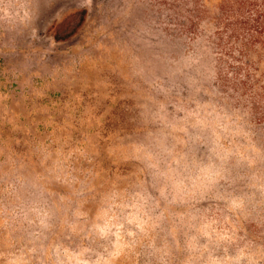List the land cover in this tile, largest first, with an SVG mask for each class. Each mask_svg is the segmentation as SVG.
Wrapping results in <instances>:
<instances>
[{"label":"clouds","instance_id":"obj_1","mask_svg":"<svg viewBox=\"0 0 264 264\" xmlns=\"http://www.w3.org/2000/svg\"><path fill=\"white\" fill-rule=\"evenodd\" d=\"M109 26L102 9L96 31ZM149 35L129 18L110 43L26 63L20 98L0 95V264H264V137L205 87L198 59L155 44L129 73L124 53ZM86 63L128 81V130L83 105ZM61 89L63 102L41 103Z\"/></svg>","mask_w":264,"mask_h":264},{"label":"rangeland","instance_id":"obj_2","mask_svg":"<svg viewBox=\"0 0 264 264\" xmlns=\"http://www.w3.org/2000/svg\"><path fill=\"white\" fill-rule=\"evenodd\" d=\"M102 9L107 10L110 26L107 31L98 33L96 29ZM181 15L179 10L169 8L163 0H0V95L20 98L21 85L27 73H16L26 63L39 60L47 65L60 64L69 52L86 50L95 43H110L111 38L125 28L129 18L139 17L151 35L124 53L129 73L135 67V58L143 62L155 44L162 43L172 52L174 59H198L204 65L205 87L233 101L234 107L247 111L252 131L257 137H264V125L256 124L249 108L235 103L231 95L219 86L211 26L205 21L197 34H189L180 26ZM82 71L94 82L82 93L83 105L92 107L97 116L103 117L106 131L128 130L136 109L135 94L128 81L115 74H97L87 63ZM33 79L37 84L41 82L38 77ZM66 98L67 93L61 89L50 92L48 99L41 103L63 102ZM9 132L8 127H0V135H8ZM125 206L130 209L128 221L141 222L140 208L135 204ZM104 227L114 228L117 240H120L121 225L115 222V216L107 217ZM122 247L117 244L118 252Z\"/></svg>","mask_w":264,"mask_h":264},{"label":"trees","instance_id":"obj_3","mask_svg":"<svg viewBox=\"0 0 264 264\" xmlns=\"http://www.w3.org/2000/svg\"><path fill=\"white\" fill-rule=\"evenodd\" d=\"M181 12L184 32L211 26L217 56V80L235 103L249 108L264 125V0H163Z\"/></svg>","mask_w":264,"mask_h":264}]
</instances>
